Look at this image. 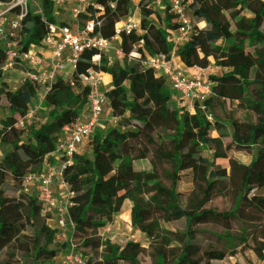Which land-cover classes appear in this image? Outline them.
<instances>
[{"label": "trees", "instance_id": "16d2710c", "mask_svg": "<svg viewBox=\"0 0 264 264\" xmlns=\"http://www.w3.org/2000/svg\"><path fill=\"white\" fill-rule=\"evenodd\" d=\"M157 1L139 0L135 6L133 0H95L103 12L88 8L79 22L85 26L100 20L95 35L103 33L109 22L111 34L105 38L110 39L116 35L114 26L131 17L135 7L146 12ZM163 1V17H158L162 26L145 21L140 34L120 32L122 61L111 63L97 50L79 55L71 79L60 76L47 91L42 102L45 123H34L35 116L26 119L39 87L26 80L10 90L2 83L0 107L8 114L0 120V219L8 206H16L20 217L0 222V239L7 244L0 252V264H48L61 255L57 230L41 214L39 197L23 192V182L28 175L43 171L63 130L85 112L90 90L81 76L90 70L112 79L108 108L117 125L97 128L89 140L91 157L75 155L64 172L74 192L68 242L92 249L87 259L80 255L84 264H119L121 260L141 264L137 251L126 255L120 246L100 236L127 204L133 230L151 242L147 264H221L247 253L264 264V240H251L264 224V0H193L195 32L176 56L190 68L211 62L225 71L208 78L213 95L205 102V111L197 108L194 115L180 107L167 79L156 76L143 60L131 57L134 50L143 58L171 55V32L177 28L178 17ZM35 2L41 3V13L32 9ZM54 10V0L29 3L17 37L22 52L43 45L51 26L66 25ZM98 56L99 61H94ZM6 60L5 42L0 41V78ZM221 106L229 109V118L217 115ZM208 112L213 121L207 119ZM238 112L253 119L238 120ZM21 121L24 127L18 128ZM187 137H192V152L183 148ZM135 141H139L138 152L126 153L125 148ZM202 149L212 157L205 158ZM237 154H245L247 160ZM219 161L228 165L220 166ZM143 163L149 167H142ZM201 171L207 174L205 183L198 181ZM185 183L194 184L205 203L221 198L228 208L212 205L201 212L186 211L180 191ZM211 216L224 218L230 228L206 226ZM96 243L100 247L95 248Z\"/></svg>", "mask_w": 264, "mask_h": 264}, {"label": "built area", "instance_id": "2783aa9c", "mask_svg": "<svg viewBox=\"0 0 264 264\" xmlns=\"http://www.w3.org/2000/svg\"><path fill=\"white\" fill-rule=\"evenodd\" d=\"M32 1L34 2V0L0 2V41L5 42L7 57L2 68V75L10 72L17 65L23 66V82L30 81L39 87V91L43 89V100L58 77L71 79L76 70L79 55L84 50H97L105 54L112 63L116 61L117 56H123L120 32L124 30L127 33H141L139 26L129 17L121 22L120 28L115 29L116 35L113 38H105L102 32L95 35V26L101 27L100 20L89 21L85 26L80 25L79 22V17L85 14L88 8L103 12V9L96 5L95 0H54L56 10L70 9L75 25L51 26L43 45L22 52L17 37L21 22ZM159 2L160 0L156 3ZM167 5L178 17L177 28L171 32V55L169 57L145 55L143 58L141 54L133 53L131 57L143 60L145 67L153 69L156 76L167 79L179 99L180 107L186 113L194 115L197 108L205 111V102L213 95V85L209 80L204 83L198 77H190L186 68L175 65L176 52L195 32V24L191 16L193 0L186 2L167 0ZM15 9L18 14L14 13ZM99 58V56L94 58V61H99ZM105 76L103 72L93 70L81 76L82 83L90 90L88 105L83 113V115L86 113L85 118L81 117L76 124L63 130L56 151L50 155L51 160L45 162L43 171L40 174L28 175L23 182L24 193L39 197L41 214L47 218L48 226L57 230V236L64 231H71L70 225L73 226L70 224V209L73 206L74 192L65 181L64 172L72 164L75 155L83 154L81 148L92 137L94 131L97 128H103L101 123L109 106L108 93L111 90ZM206 117L209 121H213L209 112ZM26 119H32V114L29 113ZM17 127L23 128L24 121H21ZM254 192L255 190L252 191ZM70 243L74 250L68 256V261L73 264H84L83 258L75 252L74 243L72 241Z\"/></svg>", "mask_w": 264, "mask_h": 264}, {"label": "rangeland", "instance_id": "374dc122", "mask_svg": "<svg viewBox=\"0 0 264 264\" xmlns=\"http://www.w3.org/2000/svg\"><path fill=\"white\" fill-rule=\"evenodd\" d=\"M133 1L135 6L139 2V0H133ZM165 7L166 4L164 5L163 0H160L159 3H155L154 5H152L151 8L148 9L146 12H142L139 8L135 7L130 18H132V20L139 27L145 21L154 23L157 27H160L162 26V24L159 23L158 17H163V11ZM32 9L37 13H41L42 12L41 3H37V2L33 3ZM54 13L57 19L59 20V22H64L66 25L67 24L72 26L75 25L70 9L68 10L55 9ZM120 23H118L119 25L117 24L116 26H114L113 29L115 30L116 28H120V26L122 25ZM110 34H111V26L108 22L106 29L102 33V36L106 37ZM247 51L249 52L250 49L247 48ZM133 53L139 54V52H137L136 50H134ZM115 59L117 61H122L123 56L122 57L117 56ZM23 70H24L23 66L17 65L13 70L2 75V77L0 78V88L2 83H7L10 90H16L17 88H19L24 79ZM224 72H225L224 70L215 67L210 62L207 65L198 66L195 69L190 70L188 73L189 75L192 76V78L198 77V79L201 82L205 83L208 81V78L210 76H214V75L219 76L222 75ZM169 88L171 89V87ZM43 94H44L43 89L38 91L35 98L32 100L30 104V113L32 114V118L35 116L34 123L37 124H43L46 122V118L42 113ZM7 114L8 113L5 110V108L0 107V120L4 119L7 116ZM217 115L220 117L229 118L231 113L229 112V109L226 106H221V108L218 109L217 111ZM235 118L238 120L253 119L251 115L244 112L236 113ZM116 123L117 120L115 119L112 111H110V109L107 108L102 119L101 124L103 128L101 129H105L106 127L116 126L117 125ZM191 138L192 137L190 138L187 137L183 146V148H185L186 151L188 152H192L195 150L194 147L189 145V139ZM89 140L90 139H88L86 143H84V145L81 148V151L83 152V154H86L87 156L91 157L92 151L89 147ZM138 144L139 141L132 142L129 146L125 148V152L126 153L133 152V155H135L138 152V150L137 151L135 150ZM200 152L205 158L212 157V154L205 149H202V151ZM255 152L256 150L254 151V153ZM236 156L242 160H247V156L245 154H237ZM1 157L2 154L0 151V159ZM217 164L220 166H226L228 165V161H219ZM142 167L148 168L149 165L148 163H143ZM125 171H128L129 173L133 172V170H125ZM206 180H207V174L204 171H201L198 174V181L201 183H205ZM180 191L184 194L181 201L182 206L188 212H192V213L201 212L205 207H210L212 205L219 206L221 210L228 208V205H226L223 199L221 198H217L211 203H205L202 200V196H200V193L194 184H186V183L182 184V186L180 187ZM91 210L98 211L99 207H93ZM18 217H20L19 209L16 206H8L4 209V213L0 219V222L11 223L14 220H16ZM205 225L214 229L230 228V225L226 222L224 218L217 219V218H213V216L210 217V220ZM175 226L181 228L182 224L177 223L175 224ZM69 235H70V231H64L57 236L56 244L61 251V255L60 257L56 258L54 261L48 264H73L69 262L67 259L70 253L72 252V250H74L71 247V245H69L70 244L68 242ZM100 236L102 239L110 240L111 243L120 246L124 250L126 255L133 256L134 253L137 251L139 255L137 258L141 264H147L149 262L150 259L149 246L151 242L140 232L133 230L131 225V217H130V204H127L121 213L114 216L112 224L107 229L101 230ZM94 247L95 248L100 247L99 243L94 244ZM6 248H7V244L0 239V252L5 250ZM75 252L87 259L89 257L88 255L92 253V249L86 248L82 244L75 243ZM248 261H249L248 264H261L252 253H247L245 256L243 254H240L237 258L228 259L222 262L221 264H237L238 262L247 263ZM119 264H130V263H126L123 260H121L119 261Z\"/></svg>", "mask_w": 264, "mask_h": 264}, {"label": "crops", "instance_id": "0c3cea01", "mask_svg": "<svg viewBox=\"0 0 264 264\" xmlns=\"http://www.w3.org/2000/svg\"><path fill=\"white\" fill-rule=\"evenodd\" d=\"M120 24H122V23H120ZM119 25V24H118ZM122 26V25H121ZM120 26V27H121ZM175 65H177V66H180V67H184V68H186V70L189 72L190 70H192V69H195V67H187L178 57H176V59H175ZM190 77H192L191 75H189ZM105 79H106V81L110 84V86H111V83H112V79H111V77L109 76V75H106L105 76ZM86 114V113H85ZM85 114L82 116V117H84L85 118ZM81 120H83V119H81ZM251 240L252 241H262V240H264V224H263V226L260 228V229H258L255 233H254V235L252 236V238H251Z\"/></svg>", "mask_w": 264, "mask_h": 264}, {"label": "bare ground", "instance_id": "6f19581e", "mask_svg": "<svg viewBox=\"0 0 264 264\" xmlns=\"http://www.w3.org/2000/svg\"><path fill=\"white\" fill-rule=\"evenodd\" d=\"M121 167H122L121 169H123V170H131L130 168L125 167V166H121Z\"/></svg>", "mask_w": 264, "mask_h": 264}]
</instances>
